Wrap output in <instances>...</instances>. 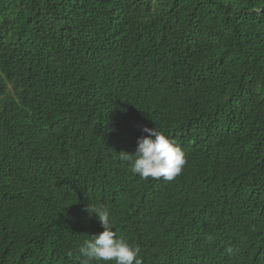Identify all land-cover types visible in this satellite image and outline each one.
Returning a JSON list of instances; mask_svg holds the SVG:
<instances>
[{"label":"trees","instance_id":"obj_1","mask_svg":"<svg viewBox=\"0 0 264 264\" xmlns=\"http://www.w3.org/2000/svg\"><path fill=\"white\" fill-rule=\"evenodd\" d=\"M88 203L142 264H264V0H0V264H83Z\"/></svg>","mask_w":264,"mask_h":264},{"label":"clouds","instance_id":"obj_2","mask_svg":"<svg viewBox=\"0 0 264 264\" xmlns=\"http://www.w3.org/2000/svg\"><path fill=\"white\" fill-rule=\"evenodd\" d=\"M145 135L138 137L134 154L120 152V159L127 161L133 174L141 178H164L171 181L179 175L186 163L185 153L176 140L156 128H142ZM86 212L95 216L103 231L83 240L79 252L83 264H142L140 248L123 236H118L110 210L102 205H87ZM231 251V250H229Z\"/></svg>","mask_w":264,"mask_h":264}]
</instances>
